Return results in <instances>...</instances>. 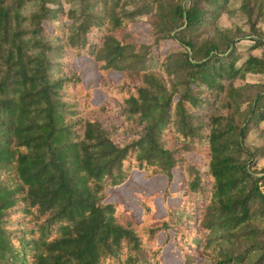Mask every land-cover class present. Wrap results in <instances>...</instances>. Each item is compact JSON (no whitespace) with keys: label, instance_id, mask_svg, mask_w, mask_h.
I'll return each mask as SVG.
<instances>
[{"label":"trees","instance_id":"16d2710c","mask_svg":"<svg viewBox=\"0 0 264 264\" xmlns=\"http://www.w3.org/2000/svg\"><path fill=\"white\" fill-rule=\"evenodd\" d=\"M263 24L264 0H0V264H163L170 238L264 264ZM135 169L166 178L139 218L107 199Z\"/></svg>","mask_w":264,"mask_h":264},{"label":"rangeland","instance_id":"374dc122","mask_svg":"<svg viewBox=\"0 0 264 264\" xmlns=\"http://www.w3.org/2000/svg\"><path fill=\"white\" fill-rule=\"evenodd\" d=\"M64 5L67 6L66 3H64ZM239 22L240 20H239L238 15L228 16L224 14L221 17V23L223 25L234 26L235 24ZM53 23L58 24V25L60 24V22L58 21H53ZM134 29L141 31L142 33L140 35L141 38L143 39L149 38L147 25L143 21L136 23V25L134 26ZM166 45H169V43L167 42ZM90 63L91 62L88 58H77L75 67L76 69L82 68L86 70L87 66ZM262 78H263L262 75H249L248 76V79L250 80H259ZM237 82H241V81L238 80ZM103 97L104 96L98 93L94 95L93 99L98 102ZM261 128H264V121L260 122L258 127L254 128L249 133V135L246 138L247 144L249 145H261L262 144L263 137H262ZM258 166L264 168V156L258 158ZM133 171H131L126 181H124L119 186L111 190L107 199L122 201L126 206L134 207L137 218H139L140 213H141V206L139 204L140 198H139L138 193L141 192V193L148 194L151 192H162L166 186V183H165L166 178L164 175H157L156 177H146L144 174V171L142 170L135 169V171L134 172ZM171 187L173 188V183L171 184ZM168 200L170 203H176L179 200V198L175 196L173 198H168ZM154 202L158 205L156 212L157 213L164 212L165 209L162 203V198L159 196H156L154 198ZM170 234L172 236L171 231H170ZM164 238H165V234H164V231H162L158 236V240L163 241ZM162 262L163 264H180L181 262L179 250L176 248L175 243L172 240V238L168 239L163 245Z\"/></svg>","mask_w":264,"mask_h":264}]
</instances>
